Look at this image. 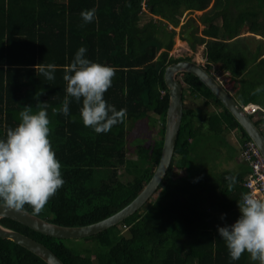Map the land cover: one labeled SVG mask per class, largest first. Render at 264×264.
<instances>
[{
    "label": "trees",
    "instance_id": "16d2710c",
    "mask_svg": "<svg viewBox=\"0 0 264 264\" xmlns=\"http://www.w3.org/2000/svg\"><path fill=\"white\" fill-rule=\"evenodd\" d=\"M143 2L158 18L140 23ZM93 7L95 20L83 24L80 12ZM183 11H201L197 20L189 18L181 26L196 25L190 48L202 45L205 69L217 64L235 79L232 96L239 104L259 106L249 117L264 134V93L251 94L264 85V43L254 38L253 46V39L242 34L264 37V0H0V136L16 125L23 106L46 102L49 139L64 180L35 215L59 225L89 224L124 207L151 178L161 153L168 102L163 71L170 62L189 59L168 53L175 35L168 25L177 26ZM199 23L203 27L197 34ZM80 46L87 49L88 59L114 69L104 99L117 110L126 109L127 115L107 133L83 126L80 105L71 98L68 117L52 114L65 101L62 76ZM41 64L55 65L54 80L38 75ZM177 79L182 86L181 124L166 174L144 207L82 238L84 244L89 241L83 247L71 248L66 243L71 239L40 233L11 218H1L0 224L43 243L64 264H250L247 253L229 260L217 231L207 228L208 213L200 206V195L208 193L206 180L215 175L203 168L202 158L209 154L200 149L207 137L231 132L239 142L249 137L197 77L183 73ZM150 114L161 125L159 138L137 143L134 158L127 156V122ZM183 166L185 176L173 175L174 167ZM119 167L130 174L125 173L127 180L121 179ZM245 172L224 171L222 186L227 189L216 187L221 197L229 194L223 202L227 210L247 193L241 186ZM232 176L235 183L229 190L227 178ZM24 209L33 213L28 205ZM0 264L47 263L0 237Z\"/></svg>",
    "mask_w": 264,
    "mask_h": 264
},
{
    "label": "clouds",
    "instance_id": "9594fccd",
    "mask_svg": "<svg viewBox=\"0 0 264 264\" xmlns=\"http://www.w3.org/2000/svg\"><path fill=\"white\" fill-rule=\"evenodd\" d=\"M79 15L83 24L91 23L96 18V8L82 10ZM86 51L84 46L78 47L65 66L62 76L66 85L65 101L59 109L53 108L52 114L68 117L71 98L80 105L79 119L83 126L97 134L107 133L124 121L127 112L124 108L117 110L104 99V93L111 86L114 69L88 59ZM54 71L55 65L41 64L38 75L51 81L55 78ZM260 93H264V85L257 86L251 94ZM34 108L23 106L16 125L7 127L0 136V206L23 210L28 205L34 214H39L64 180L61 164L49 139L47 104L37 102ZM227 179L231 190L235 177ZM236 206L237 218L216 229L228 258L236 261L247 253L254 264H264V197L242 193ZM220 219H224L223 213Z\"/></svg>",
    "mask_w": 264,
    "mask_h": 264
},
{
    "label": "water",
    "instance_id": "95a60500",
    "mask_svg": "<svg viewBox=\"0 0 264 264\" xmlns=\"http://www.w3.org/2000/svg\"><path fill=\"white\" fill-rule=\"evenodd\" d=\"M195 27L191 23L183 33V38L192 41L191 30ZM180 72H190L197 76L231 112L247 135L255 141L264 156V137L249 118L241 113L226 92L216 83L213 77L199 65L191 61L172 63L163 71V81L168 88V108L165 114L163 143L158 163L154 172L140 192L118 211L89 224L79 226L59 225L41 218L25 209L15 210L0 206V219L11 218L29 228L43 234L63 239H79L94 235L117 224L124 218L138 210L156 191L159 183L166 174L176 142L181 119V86L174 75ZM0 237L10 239L40 257L47 264H64L61 259L43 243L0 224Z\"/></svg>",
    "mask_w": 264,
    "mask_h": 264
},
{
    "label": "rangeland",
    "instance_id": "374dc122",
    "mask_svg": "<svg viewBox=\"0 0 264 264\" xmlns=\"http://www.w3.org/2000/svg\"><path fill=\"white\" fill-rule=\"evenodd\" d=\"M142 6H144V12L141 13V16H140V23H143L145 21H147L148 19L150 18H158V16L156 15H151L148 10L146 9V6L144 4V2L142 3ZM201 13V11H191V12H188V11H183L182 14L179 16V23L177 26L173 27L172 25H168V29H174L175 31V35L173 36V44H172V48L169 50V54L171 53V56L173 57H182V58H187L189 57V59H193L195 57V54L196 53H199L200 56H201V59L200 61L198 62L199 64H202L204 67H205V59H204V56H203V50H202V45H198L196 44L195 45V48L194 50H192L189 46V43L187 42L186 39L183 38V33L184 31L186 30L187 27H184V28H181L182 24L187 21L189 18H193L195 20H197V17L198 15ZM189 27V26H188ZM202 24L199 23L198 25V28H197V31L196 33L197 34H200V31H201V28H202ZM181 29H183V32L181 33ZM195 28L192 29L191 33H195L193 30ZM180 33H181V36H180ZM243 35H248V37H250L251 39H253L251 41V44L254 46L256 44V40H254V38L256 39H259L262 41V43H264V37H262L261 35H252L251 32H246V31H243L242 32ZM209 72H212V73H215L216 75L222 77L223 79L224 78H228L227 82H226V87L229 89V91L231 92V94L233 93V90L235 88V79L231 78L228 74L225 75L223 72V70L219 69L218 68V65L217 64H213L210 69H209ZM189 100L187 99V101L185 103H188ZM152 115V114H150ZM255 118H257V114L254 115ZM157 117L156 116H150V118H143V119H140V120H137V121H128L127 122V126H130L128 127V131H127V137H126V148H127V156L129 157H132L134 158V148H135V145L139 142L141 143H144V144H148L149 142H151L153 139H158L159 138V135H158V129L161 125H159V120L156 119ZM234 134L235 138H234V141L237 139V136L234 132H231V133H227L225 135H230V134ZM220 135H217V136H213L212 137L216 140V141H210V150L211 152L207 149L209 148L208 146H204V148H201V149H204V152H207L209 153V155L212 157V155H216L219 151V148H220V152L222 150V147H220L222 145V136ZM238 140H236V144L233 146V145H227L226 147V143H224V146H225V156L226 158H228L229 155H233L234 153L237 155L236 153V150L238 149ZM233 147V149H232ZM231 150H230V149ZM210 157V158H211ZM218 157V156H217ZM208 158V159H210ZM233 163L232 161L231 162H228L227 163V167H234V166H231ZM216 168V167H215ZM222 168V165L218 166L217 169H221ZM121 175H123L121 177L122 180H127V178H129L130 176H127L125 173L126 170L123 168V167H119V170H118ZM186 168L185 166H183L182 168H177V167H174L173 168V175H176V176H179V175H182V176H185L186 175ZM128 175H130L129 173H127ZM181 176V177H182ZM156 194H152L148 201H150L151 199H153L155 197ZM221 203V201L219 202V204ZM141 207H144V206H141ZM221 209L222 210H225L224 207L221 205ZM211 212H214V209H211L210 210ZM227 213V212H226ZM227 215L229 216H232L230 213H228ZM121 231L123 233L126 232V230L122 227ZM87 242V241H86ZM84 244V241L82 238H79V239H71L70 241H67V245L70 246L71 248H74V247H77V245H79V247H83L84 245L88 244L89 241Z\"/></svg>",
    "mask_w": 264,
    "mask_h": 264
},
{
    "label": "crops",
    "instance_id": "0c3cea01",
    "mask_svg": "<svg viewBox=\"0 0 264 264\" xmlns=\"http://www.w3.org/2000/svg\"><path fill=\"white\" fill-rule=\"evenodd\" d=\"M225 88L228 89L227 87H225ZM228 91H229V89H228ZM223 136H222V145H221L222 150H221V152L218 151V153L216 155H212V157L210 155H208V157H206V155H205V157L202 158L204 160L206 159L205 160L206 164L203 166V168H205L206 171L209 170L210 172H213L212 174H215L214 176L209 177L208 180H206L205 188L207 189L208 193L200 195V206H201V209H204L205 212L208 213V219H207V223H208L207 226L208 227L207 228H209V230H213V229L216 230L217 226H224V224H230L238 216V209H237L236 204L234 206H232L231 208H229L228 210H227V206L223 205V202L229 199V194L225 195V197H221V195L219 193H217V190H216V187L217 188H221L223 190L227 189V188H225L226 186H222V183L224 181L223 177L225 178V176L223 175L224 171L230 170L232 172L240 173V172H243L244 168H246V172H247L246 164L240 158L238 149L236 150L237 155L234 153L233 155L228 156V158H226V156H225L224 143H226V147H227V145H233L234 146L236 144V140H238V139H236L234 141L235 136H234L233 133L230 134V135H225L224 134ZM219 138H220V136H219ZM212 140L216 141L212 137V135H209L207 137L205 143H204L205 146L209 147L210 146V141H212ZM238 142H239V140H238ZM210 148L211 147H209L207 149L211 152ZM232 149H233V147H232ZM200 153L205 154L204 149H200ZM217 155H218V157H216ZM209 157H211V158L207 159ZM204 160H202V161H204ZM231 161L233 163L231 166H234V167H227V163L231 162ZM219 165L220 166L222 165L221 169H217ZM246 172H245L244 176L246 175ZM244 176H243V178H244ZM241 186H242V189H243L242 191H245L246 190L245 187H243V185H241ZM226 192L227 191H225V193ZM202 198H203V200H202ZM237 199L239 200V196H238ZM219 200L221 201L220 204H219V202H220ZM221 205L224 207L225 210L221 209ZM233 208H235V209L231 210ZM211 209H214V212H211L210 211ZM235 211L237 212V214L232 213V212H235ZM222 213L224 214V219L223 220L220 219V216H221ZM228 213H232V216L227 215ZM249 263L250 264H254V262H252L250 260H249Z\"/></svg>",
    "mask_w": 264,
    "mask_h": 264
},
{
    "label": "bare ground",
    "instance_id": "6f19581e",
    "mask_svg": "<svg viewBox=\"0 0 264 264\" xmlns=\"http://www.w3.org/2000/svg\"><path fill=\"white\" fill-rule=\"evenodd\" d=\"M194 28H196V25H195V27ZM192 31V30H191ZM190 34H191V32H190ZM191 37H192V35H191ZM187 42L188 43H192L193 42V37H192V41H188L187 40ZM169 55H171V53L169 54ZM200 59H201V56H200V54L199 53H196L195 54V57L193 58V59H181V60H179V61H175V62H170V63H168L166 66H168L169 64H172V63H178V62H181V61H184V60H187V61H191V62H193V63H195V64H197V65H199L202 69H204L208 74H210L212 77H213V79L216 81V83L226 92V94L230 97V99L234 102V104L237 106V108L239 109V111L241 112V113H243V114H245L248 118H249V120L254 124V126L260 131V133L262 134V136L264 137V134L262 133V131H261V129L259 128V127H257L256 125H255V123L253 122V120L249 117V115L250 114H253L255 111H256V109L257 108H259V106L258 105H256L255 104V106L254 105H249L250 103H247V104H239L235 99H234V97L232 96V94L228 91V89H226L225 87H226V82H227V80H228V78H222V77H220V76H218V75H216L215 73H212V72H209L208 70H206L205 69V67L202 65V64H199L198 62L200 61ZM165 66V67H166ZM165 69V68H164ZM183 73H190V72H180V73H176L175 75H174V78H175V80L176 81H178L179 83H180V81L177 79V75H180V76H182V74ZM225 75H227L228 73L227 72H223ZM190 74H192V73H190ZM193 75V74H192ZM229 75V74H228ZM195 76V75H194ZM195 77H197V76H195ZM198 78V77H197ZM199 79V78H198ZM200 80V79H199ZM201 81V80H200ZM202 82V81H201ZM203 83V82H202ZM165 84V83H164ZM204 84V83H203ZM205 85V84H204ZM180 86H181V83H180ZM206 86V85H205ZM165 87H166V85H165ZM207 87V86H206ZM208 88V87H207ZM166 89H167V95H168V88L166 87ZM209 89V88H208ZM210 90V89H209ZM211 91V90H210ZM165 91L164 90H161V93L163 94ZM212 92V91H211ZM212 94H213V92H212ZM214 95V94H213ZM215 96V95H214ZM216 97V96H215ZM217 98V97H216ZM218 99V98H217ZM219 100V99H218ZM220 101V100H219ZM221 102V101H220ZM222 104V103H221ZM223 105V104H222ZM181 106H182V108H181V118H182V109H183V101H182V86H181ZM224 106V105H223ZM225 107V106H224ZM167 108H168V102H167ZM167 108H166V111H167ZM226 108V107H225ZM227 109V108H226ZM166 111H165V114H166ZM227 111L231 114V112L227 109ZM232 115V114H231ZM233 116V115H232ZM233 118L235 119V117L233 116ZM236 120V119H235ZM237 121V120H236ZM237 123H238V121H237ZM180 124H181V119H180ZM239 124V123H238ZM240 125V124H239ZM263 125H264V116H263ZM179 127H180V125H179ZM240 127H241V125H240ZM242 128V127H241ZM243 129V128H242ZM179 131V130H178ZM243 131L246 133V131L243 129ZM177 135H178V133H177ZM246 135H247V133H246ZM248 136V135H247ZM249 137V136H248ZM177 138V137H176ZM162 143H163V139H162ZM176 143V142H175ZM238 150H239V156H240V158L242 159V161L246 164V166H247V168H248V172L246 173V175L244 176V178H243V181H242V184H243V186L246 188V190H247V193H249V189L246 187V185H245V182L250 178V175L252 174V165H251V163H250V161L249 160H246L245 158H244V155H243V152L246 150V149H252V152H255L256 153V155H257V158H258V161H257V163L259 164V167H258V170H259V168H260V170H259V173L262 175V177H263V179H264V156H263V154H262V152H261V150L259 149V147H258V145L255 143V141L254 140H252L250 137H249V139H247V140H244L243 142H238ZM162 147V146H161ZM173 151H174V149H173ZM172 155H173V153H172ZM172 157V156H171ZM170 161H171V159H170ZM170 164V163H169ZM169 167V166H168ZM165 176V175H164ZM163 179V178H162ZM160 184V183H159ZM159 186V185H158Z\"/></svg>",
    "mask_w": 264,
    "mask_h": 264
},
{
    "label": "built area",
    "instance_id": "2783aa9c",
    "mask_svg": "<svg viewBox=\"0 0 264 264\" xmlns=\"http://www.w3.org/2000/svg\"><path fill=\"white\" fill-rule=\"evenodd\" d=\"M144 9V6H142ZM244 158L249 160L252 165V174L250 178L245 182L246 187L249 189V193L253 194L257 197H264V179L262 175L259 173L258 167L259 164L257 163L258 158L255 152H252V149H246L243 152Z\"/></svg>",
    "mask_w": 264,
    "mask_h": 264
}]
</instances>
